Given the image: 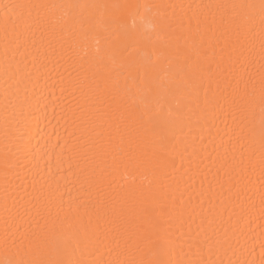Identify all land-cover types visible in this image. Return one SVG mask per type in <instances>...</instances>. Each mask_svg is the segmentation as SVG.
I'll return each mask as SVG.
<instances>
[{"label":"bare ground","instance_id":"1","mask_svg":"<svg viewBox=\"0 0 264 264\" xmlns=\"http://www.w3.org/2000/svg\"><path fill=\"white\" fill-rule=\"evenodd\" d=\"M0 264H264V0H0Z\"/></svg>","mask_w":264,"mask_h":264}]
</instances>
